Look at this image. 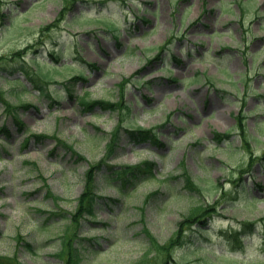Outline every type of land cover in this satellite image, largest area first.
Segmentation results:
<instances>
[{
    "label": "rangeland",
    "instance_id": "1",
    "mask_svg": "<svg viewBox=\"0 0 264 264\" xmlns=\"http://www.w3.org/2000/svg\"><path fill=\"white\" fill-rule=\"evenodd\" d=\"M66 5L0 0V58L12 56L0 65L15 68L4 71V87L19 76L27 81L22 65L53 77L48 95L23 93L37 107L23 114L22 132L0 102V127L13 134L0 130V150L11 142L0 157V255L63 264L58 253L77 238L88 245L84 264H161L157 250L142 259L150 251L143 229L161 246L205 204L219 212L211 211L204 231L187 230L193 242L172 247L177 262H264V0H70L63 17ZM53 55L84 68L85 80L70 81L74 69L46 64L56 63ZM82 95L118 106L88 110ZM135 126L155 128L158 141L117 142L119 128ZM214 131L232 133L231 143H216ZM147 159L156 163L154 177L117 179V168ZM97 165L103 197L94 216L72 222L86 173ZM184 169L201 191L184 187ZM246 220L256 227L243 239L221 235Z\"/></svg>",
    "mask_w": 264,
    "mask_h": 264
},
{
    "label": "trees",
    "instance_id": "2",
    "mask_svg": "<svg viewBox=\"0 0 264 264\" xmlns=\"http://www.w3.org/2000/svg\"><path fill=\"white\" fill-rule=\"evenodd\" d=\"M67 5L63 7V11L60 14H63V17H66L67 15V8H69V2L70 0H65ZM5 15V14H3ZM60 17H58L57 20H59ZM100 20H104L106 24L110 23L108 27H112L113 24H117L116 21L109 19L111 21H106L105 18L100 17ZM55 24V23H54ZM55 26V25H54ZM15 57H22L25 59L24 54L22 51H17L13 54ZM54 60L56 63H48L47 61L45 62L49 66L53 68H60V69H69L72 68L75 70L73 76L69 79L70 81H79L80 79H84V68H78L77 65H68L69 63L66 62H61L58 60V55H53ZM7 59H12V56H3L0 58V62H3ZM58 61V63H57ZM72 64V63H70ZM68 66V67H67ZM19 70L23 72V74L26 76V80L22 79V77L18 78H13L10 82H13L15 86H12V89H6L4 87V84L2 82L3 78H6L7 80V74H15V68H7L4 65H0V102L2 103L4 110L3 113L4 115H7V117L10 118V120L16 125L19 131H23L27 124L25 123V120L23 119V114L27 112V110L31 107L34 106L33 103L28 102L25 98H23V93L24 92H33V88L37 89L40 91L41 95L47 94V83L53 82V77L49 73L41 72L38 70H33L32 68H28L25 65H22L19 67ZM4 71H7L8 73L4 75ZM58 97H60V93H57ZM48 95V94H47ZM73 95L72 90L70 89V96ZM73 97V96H72ZM53 103H58L57 99H53ZM51 103V104H53ZM81 104L85 106L86 109L92 110L96 105L100 106L101 108H110L114 109L118 105L115 103H110L107 102L106 100H95L91 99L89 100L86 96L82 95L81 96ZM35 108L37 106H34ZM240 121V118L238 119ZM242 121H240V129L243 131V126H242ZM0 130H3L6 132L7 136L11 135V130L7 126L3 125L0 127ZM214 141L216 143H221L222 141H225L231 137V134L228 133H222V132H217L214 131ZM121 130L117 133V142L120 140L121 135ZM124 133L126 136L129 137L130 140H151L154 142L158 141V132L155 128H145L143 126H138L135 128H125ZM7 136L5 135L4 137L7 139ZM38 140L42 141L43 139L47 138L46 134H37L34 135ZM248 135L246 131L242 134L241 141L247 142ZM30 142V138L26 137L24 141V146H27ZM63 142V141H61ZM65 146L69 149L72 150V147L65 141ZM111 152H114V148L111 147ZM113 155V154H111ZM110 155V156H111ZM0 156H2V152L0 151ZM155 162L151 161L149 159L144 160L143 162L137 163L135 165H126L122 166L120 168H117L115 171V175L117 176V179H122V184H127V182L132 181L133 183H136L137 180L142 179V177H154L155 176ZM102 168L101 165L94 166V168H91L87 171L86 173V178H85V187H84V192L79 198V205L78 208L76 209L75 214L72 215V222L79 221L78 219L82 215H88V216H94V207L96 203L98 202L99 198H102V194H100V191H98V186L95 180L97 171ZM181 176H183V183L184 187L188 189L189 191H201L202 187L199 185V182L189 174L187 170H183L181 173ZM116 178V177H115ZM259 186L263 185L261 183H258ZM155 193L158 192H152L149 194L148 199L150 196L154 195ZM216 203H219V200L216 201ZM211 211L216 213L219 212V208L215 205L213 207L209 208L207 205L202 204V206L198 207H193L191 210V213L186 215L184 220L179 223V226L177 228L176 234L172 236V238L169 240V242L159 246V241L155 238L154 234L152 231H149L147 228H144L143 231H145L146 238L148 239L149 242V252L143 256L142 259L148 258L151 253H153V250H157L158 253H164L165 257L163 258L161 264H180L175 260L174 257H172V247L178 246V245H183L187 241H194L190 239L189 237V232L187 231L188 229H193L195 227L194 225H197L196 229L201 230L204 227L202 225L207 222V219L213 214H211ZM256 223L254 221L246 220V221H239V223L235 227H230L229 230H221V235L222 236H234L235 238L243 239L242 238V233L246 234L249 232H253L255 229ZM204 231V229L202 230ZM249 231V232H248ZM77 235V233H76ZM75 235V237H76ZM17 239L21 241H25V246L28 247V249L33 250V244L31 242H28L25 240V238L22 236V234H18ZM188 239V240H187ZM81 239V241H78L77 238H74V241L67 240L64 243V247L62 250L58 253V255L62 258L63 264H84V259L86 255H84V250L83 248H87L88 245H85ZM242 248L244 247L243 244L240 245ZM196 247H200L199 245H196ZM244 249V248H243ZM224 255H221V257ZM0 264H24L16 255L13 256H3L0 255ZM259 264H264V262H260Z\"/></svg>",
    "mask_w": 264,
    "mask_h": 264
}]
</instances>
